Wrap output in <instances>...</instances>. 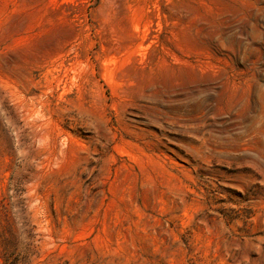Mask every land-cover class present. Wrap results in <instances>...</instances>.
Wrapping results in <instances>:
<instances>
[{
	"label": "rangeland",
	"instance_id": "374dc122",
	"mask_svg": "<svg viewBox=\"0 0 264 264\" xmlns=\"http://www.w3.org/2000/svg\"><path fill=\"white\" fill-rule=\"evenodd\" d=\"M0 264H264V0H0Z\"/></svg>",
	"mask_w": 264,
	"mask_h": 264
}]
</instances>
